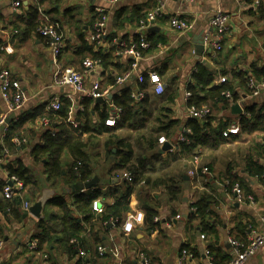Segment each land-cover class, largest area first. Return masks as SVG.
<instances>
[{"label": "crops", "instance_id": "obj_1", "mask_svg": "<svg viewBox=\"0 0 264 264\" xmlns=\"http://www.w3.org/2000/svg\"><path fill=\"white\" fill-rule=\"evenodd\" d=\"M19 2V5L14 7L13 0H0V70L5 68L13 73L20 82L21 92L26 96V101L20 109L7 114L6 125L0 126V145L3 143L9 122L11 119L15 120L17 115L38 110L45 114L52 112L53 110L47 106L53 98L61 100V107L66 102L70 105L68 117L64 119L55 115L50 118L48 127L42 126L39 118L32 124L30 122L24 124V141L22 140L15 150L6 151L8 155L5 159L0 158V264H133L139 263L142 255L146 256L151 264H178L185 251L182 247L186 245L189 251L185 253L182 264H210L205 254L209 247L213 248L208 255L212 259V264L214 259L216 264H226L230 261L233 250L229 239L246 242L250 236L260 231V217L264 216V180L250 176L245 170L244 162L245 156L252 154L253 158L264 166V152L258 157L255 151L259 144H264V132H255L262 134L254 141L248 137L255 133H240L239 117L242 113L231 111L230 107L234 103L228 108L216 109L217 116L211 120L213 128L221 122L228 124L223 129L228 131L226 136L222 134L224 142L221 140L217 147L200 148L196 168L207 169L209 171L207 177L202 174L195 177L187 175V183L182 184L181 192L176 199H171L162 187L147 188L149 195L153 197L151 205L157 211L156 217H160V223L154 229L149 230L148 223L145 222V211L141 203L143 194L139 192L143 184L139 183L134 186L129 197L130 210L123 215L120 226L109 223L102 228L95 219L81 221L84 227L81 237L85 238V242L77 245L71 252L58 240L61 235L62 211L50 203V200L54 196L63 195L71 215L80 220V214L73 203L76 191L87 193L88 190H99L100 195L95 200L103 206L114 202L122 194L124 184L131 182L126 179L127 173L124 169H114V158L103 164L101 148L107 151L104 146L106 134L99 135L97 130L101 126V114L110 112L112 116L116 110L112 108L114 105L111 101L114 94H119L128 86L138 91L134 80H140L138 76L154 71L164 84V92L161 95L154 94L150 84L152 93L150 102L154 107L158 104L159 98L177 89L178 96L173 108L175 117L180 120L178 131L176 130L179 133L181 132L179 129L189 118L185 88L197 63H207L216 70L223 68L226 71L225 76L217 73L213 84H219L220 78L228 77L232 70L248 71L254 66L264 67V0L198 2L117 0L114 3L101 0H19ZM96 7L107 9V29L109 33L114 32L118 43L126 47L134 46V35L137 34L149 38L147 41L150 42L158 40L152 51L142 55L132 78L113 86L106 83L107 75L109 73L123 75L130 69L133 60L129 55H117L118 45L112 50L110 48L113 47L112 41L107 36L100 46H93L94 50L111 52V64L108 67L97 65L83 76L86 88H90L94 81H98L102 90L107 89L108 95L111 93V97L107 95L100 102L73 92L69 86L54 84L58 66L83 71L82 60L75 52L77 35L83 32L87 36L90 33L89 28ZM157 7L160 8L159 15L141 29L137 25V17L141 14L147 15ZM30 8H37L38 20L45 21L46 17L60 24L65 48L59 55L57 64L53 61L47 38L27 24ZM218 10L228 15V24L222 40V49L214 55L210 47H204L203 37L206 32L211 31L210 20ZM119 13L120 17L116 18V14ZM173 17L187 21L189 28L179 31L172 27L170 20ZM201 39L203 49L199 53L195 45ZM212 55H217V59L215 60ZM238 91L241 92L239 89ZM84 99H91L87 106V115L82 112ZM235 103L242 107L254 103L264 109V95L251 97L242 94L241 99ZM5 111L6 105L0 97V115ZM45 129L52 132L64 129L75 136L81 133V138L85 141L90 135H95L93 143L91 145L88 143L86 148L92 169L90 180L94 177L97 179L94 186L72 191V187L66 183L65 176L72 158L66 153L61 157L64 169L62 176L56 177L54 181H46L44 167L31 155L32 147L42 143L41 133ZM117 134L133 143L138 131L123 128L117 130ZM103 136L105 137L103 145L97 144L95 140ZM161 136L164 135L160 134L159 137ZM165 142L170 144V148L159 150ZM165 142L161 145L158 143L157 149L153 152L158 154V158H150L147 161L144 167L146 175L153 178L165 173L176 174L183 167L186 172L188 167L192 169L195 166L192 160L179 153L173 142L169 140ZM249 142H252V145H249ZM220 150H224L225 153H220ZM112 151L114 153L115 149ZM202 152L205 156L209 154L204 160ZM42 160L45 161L44 158ZM18 161L33 174L34 178H37L39 189L30 194L26 187L19 194L21 201L8 207L6 202L9 200L3 197L1 183L9 180L7 164H15ZM228 179L240 183L243 198L238 199L227 188ZM201 191H209L212 195L211 207L218 217L214 224L215 234L202 229L200 219L193 215V209L190 208ZM247 195L252 197L251 202L245 198ZM38 201L42 203L40 218L32 215L29 210ZM24 203L29 205L28 211L24 210ZM126 223L133 226L129 233L124 230ZM238 223L246 226L245 232L244 230L240 232L236 228ZM39 235L41 238L46 235V238L37 248ZM201 235L204 237L201 238ZM30 244L34 247H29ZM98 246L103 249L102 255L98 254ZM223 257H227V261ZM244 264H264V246Z\"/></svg>", "mask_w": 264, "mask_h": 264}, {"label": "trees", "instance_id": "obj_2", "mask_svg": "<svg viewBox=\"0 0 264 264\" xmlns=\"http://www.w3.org/2000/svg\"><path fill=\"white\" fill-rule=\"evenodd\" d=\"M120 15V13L116 14L115 17L118 18ZM27 16V24L31 26L33 30L38 31V27L43 22L37 19V8H30ZM100 16L101 13L95 12L89 28L90 31L93 30V25ZM146 19V14L139 15L137 17V25L139 27L147 25ZM117 27H120V25H117ZM134 36L137 46L139 34ZM85 37L83 32L77 35L78 43L75 52L79 59L82 61L84 58L95 59L98 60L99 65L103 68L108 67L111 64V52L101 51L100 49L94 50L93 45L87 42ZM115 37L114 32H110L109 35H107L110 41L116 39ZM116 42L118 43L117 39ZM157 42L158 40L150 42L148 48L141 50L142 55L152 51ZM117 43H114L113 47L110 48L114 50ZM212 57H215V60L217 59V55H212ZM217 73L222 74V76L226 75V71L223 68L216 70L207 63L196 64L195 70L191 73L190 81L186 84L185 88V92L189 94L186 97L187 106L201 107L207 105L210 109L211 107L216 109L219 107L228 108L232 103L241 99L242 94H250L247 88V83L250 78L256 81H264V67L254 66V68L248 71L232 70L229 76L225 77L223 82L213 84ZM118 76L120 75L109 73L106 77V83L113 86ZM134 80L136 81V89L139 92H143V98L139 100L134 99L131 96L132 88H129V86L122 89L119 94H114L111 101L114 107L119 111L115 125H105V119L110 116V112H104L101 114V126L97 130L99 135L102 133L106 134L104 146L106 147L108 158L110 155L114 156V169H124V171L132 177V181L124 184L122 194L114 202L102 206L101 213H97L91 208L92 200H95V198L100 195L99 190H88L87 193L76 191L73 203L76 211L80 214V220L71 215V210L63 195L54 196L50 200V203L58 206L62 211L61 235L58 237V240L71 252L74 251V248H77V245L85 242V238L81 237L84 231L81 221L88 222L90 219H95L102 228H105L109 223H113L117 227L120 226L123 215L130 210L129 197L134 190V186L139 183L143 184L139 192L143 194L141 196V203L145 211V222L148 223L149 230L159 225L160 220H153V218L157 216V211L153 208V205H151L153 197L149 195V190L147 188L162 187L171 199H176L179 197L182 184L187 180L186 176L189 171V167L186 169V172L183 167L182 170H180L181 172L178 171L176 174L165 173L153 178L146 175L144 167L147 161L150 158H158V154L153 152L157 149L156 146H158L160 134L164 135L166 140L173 142L179 153L185 155L188 160H192L193 156H198L201 147H217L221 140L224 142L222 139V131L228 124L226 122H221L216 128H213L211 120L215 117L211 113L204 119L189 117L179 129L181 132L178 133L177 127L180 125V120L175 117V110L173 108L176 97L178 96L177 89L159 98L158 104L154 107L150 102V94L152 93L148 76L142 74L140 80ZM238 89L241 92H239ZM227 92L229 95H226ZM90 100L91 99H84V101H82L84 106L82 112L85 115H87V106ZM69 105L70 104L66 102L59 110L50 111L47 114L43 113L42 110H38L28 114H19L15 120L11 119L3 137V143L0 145V158L5 159L8 155L6 151L15 150L17 146L22 143L25 135L23 132L25 130L23 129L24 124L27 122L32 124L37 118H39V120H42V118L50 119L55 115L66 119L68 117ZM52 113L54 114L52 115ZM239 118L240 133L252 134L255 132H264L263 107H257L254 103L245 104L244 113L241 114ZM123 128L138 131L137 137H135L133 143L124 140L121 135L117 134V130ZM179 134H182L184 137L183 141L178 139ZM94 137L95 135H90L87 141H85L81 138V133L75 136L72 135V133L66 132L64 129L57 132L45 129L41 133L42 143L35 144L32 147L31 155L34 157L35 161L41 163L42 167H44V174H46V181H48L62 176L64 169L62 168L61 157L64 153L68 154L72 160L65 176L66 183L72 187L76 181L85 182L90 180L92 176V169L89 164L90 158L86 148L88 143L90 145L93 143ZM14 139H18L21 142L16 144L13 141ZM112 149H115L114 153ZM255 151L258 153L257 156L261 157L264 152V144H259ZM43 158L45 159L44 162L42 160ZM244 160L247 173L250 176H256L264 180V166L256 161L252 154H247ZM6 167L9 177L16 176L22 181L23 186L18 191L19 194L23 192L26 187L30 194H34L39 189L37 178H34L33 174H30L20 161L15 164L9 163ZM201 169V167H197L196 171L200 173ZM1 184L2 188L3 183ZM234 184L240 186V183H236L229 179L226 186L231 191ZM19 194L13 196L11 199H6L9 200L6 202V206L9 207L21 201ZM211 200L212 195L209 191H201L197 199L191 203L190 208L193 209V215L200 219L202 229L208 231L210 234H215L214 224L217 222L216 220L218 217L217 213L212 210ZM16 214L18 215L17 211ZM236 228H238L240 232L243 230L245 232L246 226L238 223ZM37 238V248H39L42 240L46 238V235L42 238L39 235ZM182 250L187 252L189 248L186 245L182 247ZM212 250V247L208 248L209 253H211ZM214 257L216 258V254ZM223 259L227 261L228 258L223 257ZM213 264H216L215 259Z\"/></svg>", "mask_w": 264, "mask_h": 264}, {"label": "built area", "instance_id": "obj_3", "mask_svg": "<svg viewBox=\"0 0 264 264\" xmlns=\"http://www.w3.org/2000/svg\"><path fill=\"white\" fill-rule=\"evenodd\" d=\"M101 1H109V3H114L117 0H101ZM179 1L198 2L202 0H179ZM19 3H20L19 0H13L14 7L18 6ZM95 11L101 13V16L94 23L93 30L90 31V33L85 37V39L94 47H97L102 44L106 36L109 34V30L107 29L108 11L103 7H96ZM159 13H160L159 7L154 8L152 11L147 13V19H146L147 25L148 23L153 21L155 17L159 15ZM42 22L43 23L38 27L37 30L41 36L47 38L51 49V55L53 61L57 64L58 57L65 47L64 35L62 33L58 21L48 19L45 17V21L43 20ZM170 24L172 27H174L179 31H185L189 28V24L187 23V21H185L184 19H180L178 17L171 18ZM227 24H228V15L218 10L210 20L211 31H208L204 34L203 37L204 47L205 48L206 46L210 47L214 55L222 49V40L225 31L227 29ZM147 25H142L140 26V28L142 29ZM114 43H117L116 39L112 40L113 45ZM117 45H118V50L116 51V54L129 55L133 61L131 62L130 69L126 71L123 75H120L115 79L114 85L121 84L124 81H128L132 78L134 74L133 72L137 68L138 63L142 58L141 50L148 48L149 42L144 36L140 34L139 42L137 45L138 47L136 46V44L131 47H126L121 43H117ZM81 65L83 68L82 72H78L70 67L61 68L58 66L56 68L54 75V84L58 86H69L71 87L73 92L79 93L83 96H89L92 99L106 97L108 95V90L107 89L102 90L100 88V83L98 81H94V83L91 85L90 88H86L84 86V77H83L84 73L87 71H91L93 68L99 65L98 60L85 58L83 59ZM146 74L152 86L153 93L156 95H161L164 92V84L162 83L158 74L154 71H148ZM138 78L141 79V76H138ZM224 80L225 78L222 77L220 78L219 81L223 82ZM247 88L250 91L249 96L251 97H258L260 95H264V81H256L250 78L247 83ZM188 95L189 94L185 92V98ZM226 95H229V93L227 92ZM131 96L134 99L139 100L143 98V92L131 90ZM0 97L6 105L5 113L0 115V126L4 127L6 125L7 114L9 112H13L20 109L26 101V96H24V94L21 92L20 82L14 77L13 73L9 69H5V68L0 70ZM47 107L53 111L59 110L61 107V100L59 98H53L49 102ZM112 108L114 109L115 107L113 106ZM115 112L113 113L112 116L108 117L105 120V125L107 126L115 125V121L118 118L119 111L116 109ZM187 113H188V117L204 119L205 117L210 115L211 109L207 105H203L201 107L188 106ZM41 123L42 126L48 127L50 125V119L42 118ZM222 134L226 136L228 134V131H223ZM178 139L180 141L184 140L182 134L178 135ZM14 141L16 144H19L20 142L18 139H15ZM165 141L166 139L164 136L158 138L159 145H161ZM197 162H198V156H193L192 163H194L195 166L192 169H189L188 176L195 177L202 174L207 177L209 175V171L207 169L202 168L200 170V173L196 171ZM126 179L128 181H132V177L129 174L126 175ZM22 186H23L22 181L18 177L16 176L9 177V180L5 181V183L2 186L3 197L5 199H11L13 196L18 195L19 194L18 191L22 188ZM231 191L238 197V199L243 198V192L238 184H234L231 188ZM245 198L250 202L252 201V197L249 195L245 196ZM23 208L25 211H28L29 205L27 203H24ZM91 208L97 213L102 212V206L100 205V203H98L97 200H92ZM153 220L158 221L159 218L154 217ZM260 225H261L260 231L250 236L246 242H242L236 239H229L228 242L232 247L233 257L227 264H244L247 259L253 257L261 248H263L264 216L260 217ZM132 227L133 226L131 223H126L124 225L125 232L126 233L131 232ZM203 237L204 235H201V238ZM29 247L32 248L34 247V245L30 244ZM97 251L99 255L103 254V249L101 246L97 247ZM185 253L186 251H183L178 261V264L183 263V260L186 256ZM205 254L208 257L210 264H212V259L211 257L209 258L208 256L209 251L207 249L205 250ZM133 264H150V260L146 256L142 255L140 257L139 263H133Z\"/></svg>", "mask_w": 264, "mask_h": 264}, {"label": "water", "instance_id": "obj_4", "mask_svg": "<svg viewBox=\"0 0 264 264\" xmlns=\"http://www.w3.org/2000/svg\"><path fill=\"white\" fill-rule=\"evenodd\" d=\"M195 46L197 48V52L200 53L202 51V49H203L202 39L199 40V41H197ZM108 97H111V93L108 95ZM96 101L97 102L103 101V97L102 98L101 97L100 98H96ZM230 108H231V111L233 113H237V114H241L242 113L243 114L244 107H242L239 103L232 104ZM169 148H170V144L168 142H165L161 146V148L159 150L162 151V150H166V149H169ZM96 181H97V179H96V177H94L91 180L86 181L84 183H79V182L78 183H75L72 186V191H74V190H81L83 188L89 189L92 186H94V184L96 183ZM41 208H42V203L40 201H38L37 203H35L34 205H32L29 210H30V213L32 215H34L37 218H40Z\"/></svg>", "mask_w": 264, "mask_h": 264}, {"label": "rangeland", "instance_id": "obj_5", "mask_svg": "<svg viewBox=\"0 0 264 264\" xmlns=\"http://www.w3.org/2000/svg\"><path fill=\"white\" fill-rule=\"evenodd\" d=\"M211 113H212V115L214 116V117H216L217 116V111H216V108H214V107H211ZM129 131V130H128ZM261 134L262 133H255L254 135H251V136H249L248 137V139H251L252 141H254L255 139H258L259 137H261ZM264 136V135H263ZM262 136V137H263ZM104 136L102 137V138H99V139H97V141L95 140V142L97 143V144H102L103 145V141H104ZM238 145H241V144H238ZM249 145H252V142H249ZM99 150V149H98ZM244 150V149H243ZM101 151H102V160H103V164H107L108 162H109V160H110V158H114V156L113 155H110L109 156V158H108V156H107V154H106V151L105 150H103L102 148H101ZM220 153H225L224 152V150H220L219 151ZM202 154V156H203V160L205 159L204 157H207V156H205L204 155V153L202 152L201 153ZM201 156V157H202ZM160 218V217H159Z\"/></svg>", "mask_w": 264, "mask_h": 264}]
</instances>
